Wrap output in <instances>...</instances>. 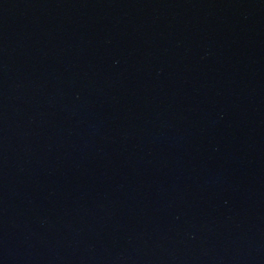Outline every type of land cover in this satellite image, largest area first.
<instances>
[{"label":"water","instance_id":"obj_1","mask_svg":"<svg viewBox=\"0 0 264 264\" xmlns=\"http://www.w3.org/2000/svg\"><path fill=\"white\" fill-rule=\"evenodd\" d=\"M0 264H264V0H0Z\"/></svg>","mask_w":264,"mask_h":264}]
</instances>
